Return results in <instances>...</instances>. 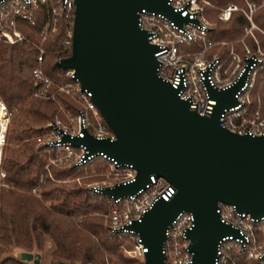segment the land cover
<instances>
[{
  "label": "water",
  "instance_id": "1",
  "mask_svg": "<svg viewBox=\"0 0 264 264\" xmlns=\"http://www.w3.org/2000/svg\"><path fill=\"white\" fill-rule=\"evenodd\" d=\"M75 3L72 53L58 64L73 68L82 88L93 92L116 138L87 134L74 143H85L91 152L104 151L137 169L135 180L104 187L107 195L134 193L152 174L175 186L170 200L159 198L132 225L148 247L144 264H164L166 230L182 211L193 212L195 218L187 231L191 264H217L222 238L238 234L219 218V203L264 216V135L233 131L220 119L225 108L238 103L236 94L246 71L226 88L210 87L217 104L210 114H200L190 100L180 97L179 88L159 75V47L139 25L138 11L143 8L185 19L168 0ZM20 258L40 264L41 253L23 250Z\"/></svg>",
  "mask_w": 264,
  "mask_h": 264
},
{
  "label": "built area",
  "instance_id": "2",
  "mask_svg": "<svg viewBox=\"0 0 264 264\" xmlns=\"http://www.w3.org/2000/svg\"><path fill=\"white\" fill-rule=\"evenodd\" d=\"M175 11L180 12L183 20H177L157 10L143 8L138 11L139 25L149 33V40L158 45L156 56L159 60L158 72L174 87L179 88V95L191 102V108L200 114H210L217 104L211 96L210 87L222 89L233 84L246 71L244 84L238 90V103L225 108L221 114V124L239 133L264 135V106L260 97H253V91L260 69L264 66V57L260 50H253L246 44L241 54L235 42L245 43L247 36L258 41L255 29L260 28L254 20V14L264 0H243V3L231 1L219 4L215 0H168ZM45 7L48 20L42 30L43 39L36 45L39 54L33 67L37 83L34 96L56 100L63 111L62 116L50 120L36 138L44 147L45 164L40 175V184L49 176L56 180L53 166L63 165L83 170H94L99 174L91 179L89 174H79L64 181H74L85 187L92 194H104L108 199V210L104 213L109 232L121 239L129 236L133 247L123 244L129 255L144 259L148 247L135 232L132 225L140 220L159 199L170 200L176 191L175 186L164 176L152 174L149 182L138 191L115 197L103 193V188L115 187L136 179L137 169L133 164L123 163L104 151L91 152L87 144L74 143L77 137L84 138L91 134L98 138L115 139L116 134L105 120L94 102L91 90L83 89L75 77V70L67 68L58 81L45 71L46 48L43 41L58 25V17H67L65 34L59 41L61 53H72L75 0H1L0 1V41L14 43L26 38L18 27L19 20L35 23V11ZM242 11L249 21L245 34L237 40H216L211 37L214 26L213 15L228 21L235 11ZM215 12V14H214ZM181 21V22H179ZM220 44H230L225 55L213 52ZM69 55H61L58 61ZM64 69V68H63ZM59 93L70 96L77 104L75 111L65 108L58 99ZM18 108L11 109L6 100L0 97V165L3 163L5 147L9 142V128L12 116ZM97 168L99 170H97ZM2 176L6 171L2 170ZM40 184L32 192L41 195ZM219 218L238 229V234H229L218 245L217 264H239L242 254H247L257 262H264V216L255 217L237 209L235 204L220 202L217 209ZM194 214L182 211L169 224L166 230L164 264H191L192 252L188 229L194 225ZM75 264H93L82 262Z\"/></svg>",
  "mask_w": 264,
  "mask_h": 264
},
{
  "label": "trees",
  "instance_id": "3",
  "mask_svg": "<svg viewBox=\"0 0 264 264\" xmlns=\"http://www.w3.org/2000/svg\"><path fill=\"white\" fill-rule=\"evenodd\" d=\"M215 1L219 4L231 1L243 3V0ZM34 15L35 23L19 20L18 27L26 38L14 43L0 41V97L6 100L11 109L18 108L12 116L9 137L20 142L25 140L22 153L16 145L6 146L4 161L0 165V178L1 171H6V184L0 185V248L44 251L50 241L52 246L46 249L50 264L58 261L76 263L78 260L95 264H137V259L127 256L122 250V239L108 230L104 217L109 206L107 196L92 194L77 182L64 181L83 174V169L53 166L56 180L48 176L40 184L45 164L44 147L33 137L50 120L62 116L63 111L56 100L33 95L37 88L33 73L39 54L36 44L43 39L42 30L48 20L45 7L38 8ZM213 19L215 23L211 37L216 40L238 39L245 34L249 25L247 17L239 10L228 21L215 15ZM254 20L264 27V6L256 10ZM67 21L64 14L60 15L57 29L51 31L43 41L47 50L45 71L58 81H63L61 74L65 69L58 68L56 62L61 55H70V52L62 54L59 46ZM263 79L264 70L259 82ZM50 90L56 92L65 108L77 109L70 96L59 93L55 86ZM39 184L41 197L32 193L33 187ZM0 264L30 263L13 253H7L0 259ZM239 264L264 262H257L244 253Z\"/></svg>",
  "mask_w": 264,
  "mask_h": 264
},
{
  "label": "rangeland",
  "instance_id": "4",
  "mask_svg": "<svg viewBox=\"0 0 264 264\" xmlns=\"http://www.w3.org/2000/svg\"><path fill=\"white\" fill-rule=\"evenodd\" d=\"M259 27L260 28L255 29V33L257 35L258 41L253 40L252 36H247V38L245 39V43L242 42V41L235 42V46H236L237 50L239 52H241V54H243V52H244V50L246 48L245 46L247 44L253 50H260L262 52V54H263V57H264V44H263V41H264V27L261 26V25H259ZM243 36H241L240 38H242ZM235 40H237V39H235ZM230 47H231L230 44H224V45L223 44H220V45H218V46H216L214 48L213 52H218L220 54L225 55L227 53V51L229 50ZM263 70H264V66L260 69V71L258 73V77H257V81H256V86H255V89L253 91V97H260L261 100H262V105L264 106V79L261 82H259V77H260V75H261V73H262ZM9 142L10 143L8 145H16L18 147V149H19L18 151L20 153H22L24 151L23 142H25V140H23L22 142H20L18 140H10V137H9ZM3 161H4V156H3ZM84 171L85 172L83 174H87L88 172H89V174L92 173V175H89L91 179L93 177H99V174L98 173H95L94 170L89 169V170H84ZM4 177L5 176H2V174H1L0 185L6 184L5 181H4ZM40 192H41V187H40ZM34 195H36V194H34ZM36 196H38V195H36ZM38 197H41V195L38 196ZM122 241H123V244H125V246L127 247V249L133 247V239L131 237L126 236L125 238L122 239ZM51 246H52V243L50 241L47 242L46 249H49ZM46 249L44 251H40L38 249L33 250L34 252L41 253V262H40V264L41 263L42 264H50L49 263L50 262V257L47 255V253H46L47 250ZM23 250H25V249H22V248H19V247L18 248H9V249L8 248H5V250H3V248L2 249L0 248V259L2 257H4L7 253H13V254H15L16 256H18L20 258V253ZM122 250L124 251V253L126 255H129L128 252L126 251V249L124 247L122 248ZM129 257H132V256H129ZM132 258L137 259L139 261L137 264H144V259H142L140 257H132ZM25 261H27V260H25ZM27 262H29L30 264H34L33 261H27ZM58 262H60V261H58ZM58 262H56V264ZM82 262H86V261H82V260L76 261V263H82ZM92 263L95 264L94 262H92Z\"/></svg>",
  "mask_w": 264,
  "mask_h": 264
}]
</instances>
